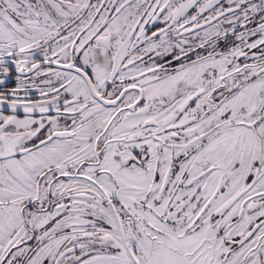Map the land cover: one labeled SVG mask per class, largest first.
<instances>
[{
    "label": "snow or ice",
    "instance_id": "6c2138e0",
    "mask_svg": "<svg viewBox=\"0 0 264 264\" xmlns=\"http://www.w3.org/2000/svg\"><path fill=\"white\" fill-rule=\"evenodd\" d=\"M0 264H264V0H0Z\"/></svg>",
    "mask_w": 264,
    "mask_h": 264
}]
</instances>
